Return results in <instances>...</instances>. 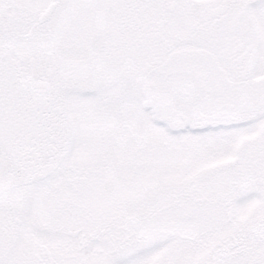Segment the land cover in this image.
Instances as JSON below:
<instances>
[{
	"label": "snow or ice",
	"instance_id": "6c2138e0",
	"mask_svg": "<svg viewBox=\"0 0 264 264\" xmlns=\"http://www.w3.org/2000/svg\"><path fill=\"white\" fill-rule=\"evenodd\" d=\"M0 264H264V0H0Z\"/></svg>",
	"mask_w": 264,
	"mask_h": 264
}]
</instances>
